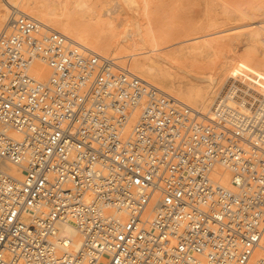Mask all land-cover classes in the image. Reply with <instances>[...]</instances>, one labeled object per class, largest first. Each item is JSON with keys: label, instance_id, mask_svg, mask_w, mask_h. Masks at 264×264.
<instances>
[{"label": "built area", "instance_id": "1", "mask_svg": "<svg viewBox=\"0 0 264 264\" xmlns=\"http://www.w3.org/2000/svg\"><path fill=\"white\" fill-rule=\"evenodd\" d=\"M219 103L203 123L13 14L0 30V163L20 178L0 167V264H264V106Z\"/></svg>", "mask_w": 264, "mask_h": 264}, {"label": "rangeland", "instance_id": "2", "mask_svg": "<svg viewBox=\"0 0 264 264\" xmlns=\"http://www.w3.org/2000/svg\"><path fill=\"white\" fill-rule=\"evenodd\" d=\"M6 1L23 12L31 14L37 11L42 22L53 30H59L56 19H67L84 32L81 35L91 40L86 44L73 35L68 34V37L102 56L116 59L118 65L133 73V59L153 57L155 53L162 55L191 46L198 55L187 62H175L195 76L215 77L219 70H212L211 73L210 68L218 62L226 63L227 69L219 79L224 84L218 89V100L225 95L227 83L232 84L233 80L229 77L233 70H238L243 78L248 75L257 78L264 86V0H135L136 4L128 5V8L126 4L122 5V0H0V12L5 11L9 17L12 12L6 10L5 6L10 9ZM82 1H85V5H80ZM123 6L125 11L121 9ZM6 20H0V29ZM135 25L140 27L142 34L145 28H154L153 36L160 48L157 52L142 50L145 52L132 57L129 50L115 51L111 45H105V42L121 44L125 30ZM96 39L101 41L102 47L93 45ZM151 40L148 41L149 47ZM240 62L247 67L238 65ZM170 72L174 70L170 69ZM176 77L182 84H199L180 74ZM148 82L182 103L176 91L164 89L156 81Z\"/></svg>", "mask_w": 264, "mask_h": 264}, {"label": "bare ground", "instance_id": "3", "mask_svg": "<svg viewBox=\"0 0 264 264\" xmlns=\"http://www.w3.org/2000/svg\"><path fill=\"white\" fill-rule=\"evenodd\" d=\"M6 3L10 7V9H8L5 6L6 10L11 11L12 14H11V16L8 17V15H6L5 11H3L2 13L0 12V20L7 18L5 24L7 23L9 18L12 17L13 14L25 15V16L43 24V26L47 30L62 34L64 36H66L69 40L74 42L75 44L82 46L83 48L89 50L92 53L97 54L98 56H101L104 58H110V59L114 60V62L117 64L116 59H113L111 57L102 56L101 54H99V53L89 49L88 47L82 45L80 42H77L74 39L68 37L67 36L68 34L73 35L74 37H76V39H78V41H81V42L86 43V44H89L88 41L91 40L86 35H81L83 31L78 26L70 24L67 19H59V18L56 19L57 20V28L59 30H57V29L53 30V29H50L49 26L45 25V23L42 22V20L40 19L41 15H39L37 13V11L31 12V14H30L27 12H23L22 10L15 8L14 6L10 5V1L9 2L6 1ZM121 3H122V5L126 4L127 8L131 5L136 4L135 0H122ZM80 5H85V1L80 2ZM124 6L121 8V9H124L123 11H125ZM134 11H136V10H134ZM4 25H3V27H4ZM112 28H114V27H112ZM143 31H145L144 34H142L140 27L135 25L134 27L127 28L125 30L126 35H123V37L124 36L125 37H124V39H122L121 44H113L112 45L111 43L105 42V45L106 44L111 45L113 50H115V51L116 50L117 51L123 50V52H124L125 50H129L131 52L130 56H132V57L136 56L137 54H140V53L142 54L143 52H145V51L141 52L142 50H148L150 52H157L160 48L158 47V44L155 42V38L153 36V34L155 33L154 28L152 26H149V27L145 28ZM148 39L149 40L152 39L151 43H150L151 44L150 47L147 46L148 43L150 42ZM128 42H129V44H128ZM92 43L94 46L98 45V47H102L100 40H97V39L93 40ZM103 47H105V46H103ZM121 47H123V49H121ZM194 51H196L195 48L189 46V47H185V48L176 49L170 53H166V54H162V55L155 53L153 55V57H143V58L133 59L132 60V69L135 71L136 74L133 73L132 71H130L129 69L128 70L145 82H148L151 80L156 81L157 83L162 85V87L164 89H170V91H176L178 93L177 97L179 96V98L182 99V103H181V101L179 102V100H176L175 98L174 99L177 102H179L181 105L188 107L189 110L191 112H193L194 114L198 113L199 116L200 115L203 116V119H205V120L201 119L203 123L209 122V120H210L209 118L212 117V115H213L212 112H213L215 106L220 104L219 102H221L224 99H227L228 105L234 106V108H237V110L239 107V109L243 112L251 110L255 106L256 103H259L260 106H264V86H263V84L261 85V83L258 81V79L251 76V75H248L245 78H243L242 77L243 75L241 76V74H239L240 72L238 70H233L230 72L231 75H230L229 79L233 80V82H232V84L227 83V91H226L225 95L223 96L222 100H218L217 99L218 92H219L218 89L224 84V82L221 84L219 79H220V76L227 69L226 63L225 62H220V63L218 62L213 66L212 69L210 68L211 73H212V70H213V72L215 71V69L219 70L217 76H215V77H213V76H211V77L195 76L194 74L189 72V70L179 66L175 62V60L187 62L190 59H194L198 55ZM215 53H218V52H215ZM199 55H202V53H199ZM243 63L240 62V63H238V65H241L242 67H247ZM238 65H235V66H238ZM118 66H120V65H118ZM170 69L174 70V72L173 73L170 72ZM32 71H33L32 74L34 75L35 79H37V80L45 81L47 79V77H49V72H48L47 68L45 67V65L41 64L40 62L35 63ZM177 74H180L182 77L189 78V80H191V81H196L199 84H197V85H193L192 83L182 84L181 81H179L177 79V77H176ZM227 75H228V73H227ZM238 80H240V81L238 82ZM238 88H240V89L238 90ZM158 89H159V87H158ZM159 90H161V89H159ZM238 91H239V93H238ZM162 92L164 94H167L165 91H162ZM170 93H172V92H170ZM167 95H170V94H167ZM227 95H228V97H230L232 99L228 100V98L226 97ZM221 104L223 105V103H221ZM132 123H133V121H131L126 126V128H125L126 133H129L131 126H132ZM0 162H3V161L0 160ZM0 167L2 168L3 172L8 173L15 178H20V172L18 171V169L15 165H13L11 163H0ZM227 179H228V175L224 174V178L222 179L221 183L226 184ZM146 218L148 219L149 216H146ZM58 230H59V233L69 242L71 251L76 250L77 248H79L81 246V244H82L81 236L78 234L76 228L72 224H70V223L60 224V225H58ZM74 248H76V249H74ZM255 257H263L264 258V242L262 243L260 250L255 252Z\"/></svg>", "mask_w": 264, "mask_h": 264}]
</instances>
